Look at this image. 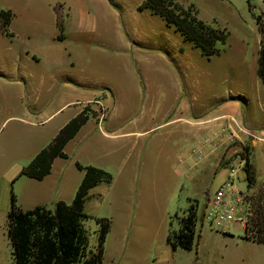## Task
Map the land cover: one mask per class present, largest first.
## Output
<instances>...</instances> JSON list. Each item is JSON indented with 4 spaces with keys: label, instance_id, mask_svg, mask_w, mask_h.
Segmentation results:
<instances>
[{
    "label": "rangeland",
    "instance_id": "1",
    "mask_svg": "<svg viewBox=\"0 0 264 264\" xmlns=\"http://www.w3.org/2000/svg\"><path fill=\"white\" fill-rule=\"evenodd\" d=\"M144 1L0 0V10L10 9L13 14L15 32H33L36 25L51 32L54 25L56 37L52 68L51 59L36 60L22 53L26 46L12 42L0 25V264H14L7 236L10 193L22 208L45 203L54 209L49 191L55 180L31 179L19 175L20 169L52 141L88 97L102 99L104 94L131 90L135 95L131 114L140 116L144 105L150 104L143 103L142 72L153 84L168 78L159 70L165 65L184 80L187 105L202 110L203 105H213L214 96L232 95L244 107L246 127L256 134L264 131L259 103V99L264 103V85L257 75L261 35L256 24V17L264 13V0H176L184 7L192 5L207 24L226 29L225 41L216 43L219 53L210 57L174 25L141 9ZM60 34L70 45L69 56L60 52L65 47L58 40ZM128 65L136 70L139 91L133 92L121 76ZM83 109L94 112L90 104ZM90 124L82 134L90 130L98 135L94 122ZM160 132L137 138L130 157L127 141L122 157L121 152H99L86 146L85 140L81 145L75 140L87 165L112 176L110 183L91 188L84 203L89 248L97 243L96 218H107L110 230L104 242V264H264V243L244 239L240 221L220 227L203 217L208 196L224 181L225 167H236L238 161L245 164L249 147L235 154L221 153L220 159L208 148L199 164H193L202 156L198 152L181 163ZM60 162L67 174L66 203L70 204L84 172L73 157ZM243 175L238 171L237 186L245 190L251 205L249 221L255 203L264 204V187L247 188ZM190 205L197 214L193 247L173 249L167 237L178 230Z\"/></svg>",
    "mask_w": 264,
    "mask_h": 264
},
{
    "label": "crops",
    "instance_id": "2",
    "mask_svg": "<svg viewBox=\"0 0 264 264\" xmlns=\"http://www.w3.org/2000/svg\"><path fill=\"white\" fill-rule=\"evenodd\" d=\"M1 10L10 11L11 13L9 23L3 27V31L10 37L12 42H19L21 48L26 46L23 48L22 53H26L29 57L36 60L44 58L45 61H49L48 59H51V66L52 68L55 67L56 62L54 60L56 57V50L54 43L56 37L54 25L52 24L53 26H51V32L44 31L38 25L34 26L33 32H15V20L13 19L11 10ZM81 29L82 27L79 25L76 27L77 32ZM58 40L63 42L65 46L63 50H60V52L62 51V56H69L70 45L66 44V37L60 34ZM159 70L165 76H168V78L154 81L153 84L155 85L151 84L150 80L146 77V72H142L145 74L144 83L146 92L143 97V101L146 102L143 103L150 102V104L148 108L144 105L142 108L143 113L140 116L131 114V110L135 103V95L131 94V90L129 91L128 89L122 90L109 97L104 94L102 99H98L97 97H88V99H86L85 104H90L95 114L91 113L77 133L65 144L64 152L67 154V157L54 158L49 174L43 178L55 180L52 189L49 191V195H51L50 204L54 206L58 200L68 202L66 195L68 189L67 174L64 167L61 166L62 162L60 161L73 157L75 164L87 165V162L81 159L83 149H77L75 144L76 139H78L80 145L82 141L85 140L86 146L92 149L95 148V150L99 152L106 151L108 154L111 152H121V154H123L122 157L125 155L124 143L127 141L129 144L128 156L130 157V153L136 149L137 138L144 135L148 136L150 133H154L159 129L162 130V133L160 132L159 135H164L165 142L170 143V150L174 152V156L179 159L181 163L193 159L194 154L198 152L200 154L202 153V156L199 159H194L193 164H199L201 158L208 154V152L203 154V151H206L208 148H210L209 153H217L218 159H220L222 154L228 152L235 154L242 148L249 147L247 158L255 171V187L252 189L259 186L264 187V131L256 134L246 127L243 105L237 99H234L235 97L232 95L228 97L214 96L213 105H203L202 110H197L195 105H187L185 103L183 96L184 80L179 78L172 68L168 70L165 65L160 66ZM121 76L128 82L133 92L136 90L139 91L134 67L130 65L124 67ZM83 93L84 96H87L85 92ZM259 103L264 113V103H262L260 99ZM85 104H81L80 108L73 111L64 123L77 115ZM166 104H169V106L165 107ZM158 106H160V108L156 111ZM49 117H51V115ZM90 121L94 122V130L98 133L96 136L90 133V130L82 134L85 128L92 125L90 123L93 122ZM106 128H110V130ZM185 138L186 142L184 140ZM225 171L226 176V168ZM243 172L245 180V171L243 170ZM206 179L209 180V178ZM259 179L260 181H258ZM35 204L36 206L44 205L51 209V207L45 203ZM9 208L10 198L9 206L6 207V213H8ZM20 208L22 210L32 209H27L25 207Z\"/></svg>",
    "mask_w": 264,
    "mask_h": 264
},
{
    "label": "trees",
    "instance_id": "3",
    "mask_svg": "<svg viewBox=\"0 0 264 264\" xmlns=\"http://www.w3.org/2000/svg\"><path fill=\"white\" fill-rule=\"evenodd\" d=\"M140 8L148 9L165 19L169 25H174L186 40L199 47L207 57L218 54L216 43L224 42L227 37L226 29L215 28L198 18L192 5L184 7L176 0H145ZM10 17V11L1 10L0 25H7ZM256 24L261 35L257 75L264 84V13L256 17ZM89 115L87 110L82 109L72 117L52 141L27 166L22 167L19 175L41 180L49 174L54 158L67 157L65 144L87 121ZM76 166L84 175L70 204L58 200L54 209L38 205L22 210L11 192L7 236L12 246L14 264H104V242L110 230V221L107 218H96L97 243L92 249L89 248L88 232L83 224L89 216L84 212V203L92 187L110 183L112 176L93 165L76 163ZM244 171L247 188L252 189L255 185V171L248 158ZM254 210V215L244 226L243 238L264 243V204L255 203ZM184 212L178 230L167 237L173 249H191L195 241L196 207L190 205Z\"/></svg>",
    "mask_w": 264,
    "mask_h": 264
},
{
    "label": "built area",
    "instance_id": "4",
    "mask_svg": "<svg viewBox=\"0 0 264 264\" xmlns=\"http://www.w3.org/2000/svg\"><path fill=\"white\" fill-rule=\"evenodd\" d=\"M245 164L238 161L237 166L225 167L227 174L224 181L208 196L203 217L210 223L223 227L232 221H240L244 226L252 213L245 190L237 186L238 171L244 170Z\"/></svg>",
    "mask_w": 264,
    "mask_h": 264
}]
</instances>
